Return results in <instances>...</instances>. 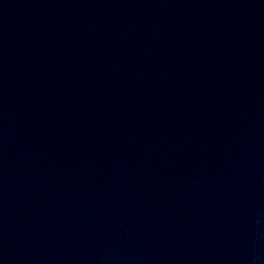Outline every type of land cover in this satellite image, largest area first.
Listing matches in <instances>:
<instances>
[{
	"label": "water",
	"instance_id": "95a60500",
	"mask_svg": "<svg viewBox=\"0 0 264 264\" xmlns=\"http://www.w3.org/2000/svg\"><path fill=\"white\" fill-rule=\"evenodd\" d=\"M0 264H264V0H0Z\"/></svg>",
	"mask_w": 264,
	"mask_h": 264
}]
</instances>
